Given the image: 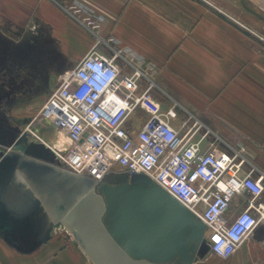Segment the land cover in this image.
I'll use <instances>...</instances> for the list:
<instances>
[{
	"label": "crops",
	"instance_id": "crops-1",
	"mask_svg": "<svg viewBox=\"0 0 264 264\" xmlns=\"http://www.w3.org/2000/svg\"><path fill=\"white\" fill-rule=\"evenodd\" d=\"M207 1L212 5L205 0H0V47L11 46L31 62L46 61L54 69L59 63L61 69L80 60L96 41L95 34L72 15H101L98 34L112 37V47L142 56L155 69L151 105L137 107L130 123L129 119L125 123L131 133L138 131L152 110L173 108L174 127L188 120L198 127L195 139L206 133L204 142L219 148L223 143L241 145L250 164L264 169V43L215 8L232 9L234 18L264 35V2ZM96 49L111 52L103 43ZM141 84L145 86L144 81ZM55 136L40 139L55 144ZM3 145L0 165L7 153ZM67 162L72 171L73 164ZM5 173L0 167V177ZM247 197L246 192L236 196L228 214L242 210ZM222 259L213 262L205 255L191 264H264V221ZM0 264L89 262L77 246L58 238L30 255L19 254L0 238Z\"/></svg>",
	"mask_w": 264,
	"mask_h": 264
},
{
	"label": "built area",
	"instance_id": "built-area-1",
	"mask_svg": "<svg viewBox=\"0 0 264 264\" xmlns=\"http://www.w3.org/2000/svg\"><path fill=\"white\" fill-rule=\"evenodd\" d=\"M215 8L264 43V35ZM72 17L94 33L96 41L73 67L59 73L58 85L38 112L65 135L69 150L81 156L72 168L95 182L110 172L145 174L204 223L209 253L229 257L264 221V169L250 164L241 145L223 143L219 148L204 142L206 133L195 139L198 127L188 120L174 127L173 108L152 110L138 131L131 133L125 123L137 107L151 103L155 69L142 56L112 47V37L98 34L101 15ZM100 43L110 54L96 49ZM243 192L248 193L244 208L229 215L232 200Z\"/></svg>",
	"mask_w": 264,
	"mask_h": 264
},
{
	"label": "water",
	"instance_id": "water-1",
	"mask_svg": "<svg viewBox=\"0 0 264 264\" xmlns=\"http://www.w3.org/2000/svg\"><path fill=\"white\" fill-rule=\"evenodd\" d=\"M27 135L22 133L12 150L3 147L2 217H47L40 225V219L26 225L43 238L58 218L32 193L66 177L68 191L76 188L79 200L68 204L63 221L83 239L91 264H191L208 253L204 223L145 174L110 172L95 182L71 171L49 144L37 137L27 141ZM82 198L94 207L95 216L79 205Z\"/></svg>",
	"mask_w": 264,
	"mask_h": 264
},
{
	"label": "rangeland",
	"instance_id": "rangeland-1",
	"mask_svg": "<svg viewBox=\"0 0 264 264\" xmlns=\"http://www.w3.org/2000/svg\"><path fill=\"white\" fill-rule=\"evenodd\" d=\"M261 1L264 2V0ZM214 2L216 1L214 0ZM231 11L226 9V12L233 16L234 13ZM10 49H12L11 46L0 47V58L6 56L7 59H5L9 72V77L6 78L5 85L2 86L3 80L0 79V143L4 144L5 146H3L5 148L10 149L13 142L24 132L28 133L29 138L32 139L36 138L32 132L43 139L55 133L56 143L52 144L48 142V144L57 150L66 161H69L73 165H78L81 161V156H76L69 150L70 142L65 135L38 113L51 91L58 85L59 73L67 68L73 67L75 62L69 64L63 63L66 65L61 69L58 68L59 63H55L54 65L57 67L54 69L46 61L31 62L29 57L18 52L17 49L13 48L12 51ZM15 55L18 61L20 60L19 62L13 60ZM9 59H12V61ZM0 64L4 63L0 60ZM23 65L24 67L20 69ZM27 69L29 71L28 74H26ZM72 171L76 173L74 169ZM68 183L69 179L62 177L57 181L55 180V183L52 182L49 187H44L41 193L34 192L39 198L41 197L40 203L48 206L52 212L55 211V216L58 218L57 222L55 224L53 223L54 226H51L52 228L43 238L39 237L38 232L35 231L33 233L30 231L31 227L29 229L28 227L26 228V225L35 223L39 219L41 221L38 225H40L42 222H46L47 217L24 218L2 217L0 215V238L7 247L15 250L19 254L30 255L40 247L47 245L53 238H58L61 243H70L77 246L84 256H86L89 264H91L84 248L83 239L79 236L75 228L68 227L63 221L68 204L77 202L79 197V192L76 188H71L68 191ZM61 187H63V194H60L62 192ZM79 205L83 209L86 208L88 214L92 216L96 215L94 207L84 198L81 199ZM206 255L210 261H223L222 258L209 252Z\"/></svg>",
	"mask_w": 264,
	"mask_h": 264
},
{
	"label": "flooded vegetation",
	"instance_id": "flooded-vegetation-1",
	"mask_svg": "<svg viewBox=\"0 0 264 264\" xmlns=\"http://www.w3.org/2000/svg\"><path fill=\"white\" fill-rule=\"evenodd\" d=\"M6 57L4 56V58H0L1 59V61L4 63V64H0V79H2L3 80V84H2V86L3 85H5L6 84V78L7 77H9V72H8V65L6 64V59H5ZM10 61H12V60H10ZM14 61H16V62H19L18 61V59L16 58H14ZM24 67V65L23 66H21L20 67V69L21 68H23ZM29 69V68H28ZM28 69H27V73L26 74H28L29 73V71H28ZM24 73V72H23ZM24 76H25V74H23ZM31 135V134H30ZM19 137H21V136H19ZM18 137V138H19ZM27 138H26V140L27 141H31L32 140V138H29V135H27L26 136ZM24 140L25 139H22V141L20 142V144H23L24 143Z\"/></svg>",
	"mask_w": 264,
	"mask_h": 264
},
{
	"label": "bare ground",
	"instance_id": "bare-ground-1",
	"mask_svg": "<svg viewBox=\"0 0 264 264\" xmlns=\"http://www.w3.org/2000/svg\"><path fill=\"white\" fill-rule=\"evenodd\" d=\"M32 197H34V198H36V199H39V196H38L36 193H32ZM32 197H31V196L28 197V200L31 201ZM25 203H29V202H27V200H26ZM193 216H194V215H193ZM194 218H195V219H198V218H196L195 216H194Z\"/></svg>",
	"mask_w": 264,
	"mask_h": 264
}]
</instances>
